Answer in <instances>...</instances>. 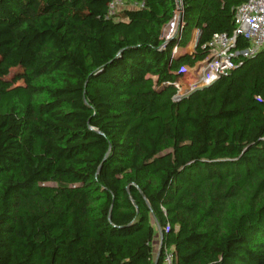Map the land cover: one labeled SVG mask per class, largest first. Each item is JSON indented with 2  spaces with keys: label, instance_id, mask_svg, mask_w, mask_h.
Wrapping results in <instances>:
<instances>
[{
  "label": "trees",
  "instance_id": "16d2710c",
  "mask_svg": "<svg viewBox=\"0 0 264 264\" xmlns=\"http://www.w3.org/2000/svg\"><path fill=\"white\" fill-rule=\"evenodd\" d=\"M113 1L0 0V264H264V49L175 87L247 0Z\"/></svg>",
  "mask_w": 264,
  "mask_h": 264
},
{
  "label": "built area",
  "instance_id": "2783aa9c",
  "mask_svg": "<svg viewBox=\"0 0 264 264\" xmlns=\"http://www.w3.org/2000/svg\"><path fill=\"white\" fill-rule=\"evenodd\" d=\"M120 2L123 1L114 0L110 5L111 15H114L112 9L115 4ZM137 7H143V5H137ZM180 21L181 8L179 0L173 22L169 24L171 26L170 33L165 36L168 40L174 39L183 28L182 23L179 24ZM239 40L246 42L247 47H238ZM207 48L208 56L203 62L198 63L194 68L184 67L181 70L180 74L185 78L186 88L175 84L178 90L177 98L211 86L222 76H226L231 71L239 68L242 62L259 55L264 49V0H247L236 11L233 35H215ZM174 51H178V46L175 47ZM189 76L191 77V83L187 85L186 82ZM173 261V253L165 249L164 264H173Z\"/></svg>",
  "mask_w": 264,
  "mask_h": 264
},
{
  "label": "rangeland",
  "instance_id": "374dc122",
  "mask_svg": "<svg viewBox=\"0 0 264 264\" xmlns=\"http://www.w3.org/2000/svg\"><path fill=\"white\" fill-rule=\"evenodd\" d=\"M136 6L137 5H135V4L131 3V2L123 1V2H120V3H116L115 4V7L112 9V12H113V14H119V15H121L125 9H127V8H135ZM170 29H171V26L169 25L165 29V31H164L165 36H168L169 35ZM195 37H196V35H195ZM188 78L189 79H187V82H186L187 85H189L191 83V80H190L191 77L189 76ZM185 88H186V86H185ZM156 233L157 234L155 236L154 245H153V252H154V256L155 257L160 252V250H161V243H162L161 236L159 234L158 229H157Z\"/></svg>",
  "mask_w": 264,
  "mask_h": 264
},
{
  "label": "crops",
  "instance_id": "0c3cea01",
  "mask_svg": "<svg viewBox=\"0 0 264 264\" xmlns=\"http://www.w3.org/2000/svg\"><path fill=\"white\" fill-rule=\"evenodd\" d=\"M195 35L197 36V37H196V43H195V46H196V44H197V40H198V36H199V32H195V33H194V35H193V40L195 39ZM193 40H192V41H193ZM191 43H192V42H191ZM190 45H191V44H190ZM190 45H189V47H190ZM189 47H188L186 50H183L182 52H184V53H185V52H187V53H191V52L194 50V48H195V47H194L193 50L190 51V50H189Z\"/></svg>",
  "mask_w": 264,
  "mask_h": 264
},
{
  "label": "water",
  "instance_id": "95a60500",
  "mask_svg": "<svg viewBox=\"0 0 264 264\" xmlns=\"http://www.w3.org/2000/svg\"><path fill=\"white\" fill-rule=\"evenodd\" d=\"M180 25H181V21H180V23H179ZM179 25V26H180ZM174 37V36H173ZM191 93H189V94H187V95H190ZM187 95H185V96H187ZM158 231H159V234H160V236H161V241H163V234H162V231L158 228ZM161 245H162V243H161ZM160 255H161V251L158 253V255H157V261H158V259H159V257H160Z\"/></svg>",
  "mask_w": 264,
  "mask_h": 264
}]
</instances>
